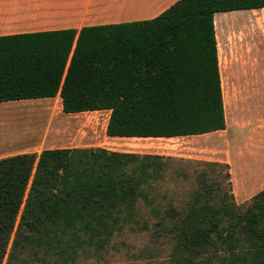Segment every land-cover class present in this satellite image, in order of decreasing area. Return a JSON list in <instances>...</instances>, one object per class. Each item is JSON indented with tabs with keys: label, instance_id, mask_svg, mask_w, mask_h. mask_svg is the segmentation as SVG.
Masks as SVG:
<instances>
[{
	"label": "trees",
	"instance_id": "trees-1",
	"mask_svg": "<svg viewBox=\"0 0 264 264\" xmlns=\"http://www.w3.org/2000/svg\"><path fill=\"white\" fill-rule=\"evenodd\" d=\"M261 7L175 0L148 19L0 35V101L58 94L63 113L109 110L110 137L223 130L213 15ZM160 157L101 147L1 157L0 264H19L32 245L62 256L108 238L148 201ZM222 178L202 172L185 208L159 214L155 231L169 235L177 264H264V187L236 203L227 170Z\"/></svg>",
	"mask_w": 264,
	"mask_h": 264
},
{
	"label": "rangeland",
	"instance_id": "rangeland-1",
	"mask_svg": "<svg viewBox=\"0 0 264 264\" xmlns=\"http://www.w3.org/2000/svg\"><path fill=\"white\" fill-rule=\"evenodd\" d=\"M245 12L216 13L214 18L223 130L169 138H110L104 132L107 110L64 114L55 100L47 115L32 107L31 99L5 102L6 109L0 111V145L101 147L161 156L156 160L159 171L146 185L148 201L138 199L130 216L119 221L108 238L83 242L62 256L32 245V250L23 251L19 264H177L171 238L155 231V222L169 207L187 206L199 174L205 172L223 182L227 170L231 193L237 199H243L237 190L244 184H252L254 193L264 187V82L258 87L244 85L247 79L242 67L248 50L254 48L247 42L250 34L259 33L254 38L264 48V20L256 24ZM250 73L264 78V67L258 65ZM252 176L262 178L248 180Z\"/></svg>",
	"mask_w": 264,
	"mask_h": 264
},
{
	"label": "crops",
	"instance_id": "crops-1",
	"mask_svg": "<svg viewBox=\"0 0 264 264\" xmlns=\"http://www.w3.org/2000/svg\"><path fill=\"white\" fill-rule=\"evenodd\" d=\"M174 1L175 0H0V35L64 28L78 29L81 26L87 25L148 19L157 15ZM242 10L247 11L245 13L248 14V18H251L250 21L255 22L256 24L260 19L264 20V7L240 9L228 12H239ZM215 14L213 15V18H216ZM254 33H256V31ZM254 33L250 34L247 41L254 48L248 50V53L245 55L246 58L242 63V67L245 69L244 75L247 79L244 85L252 83L253 86L258 87L264 82V78H257V76L252 77L250 72L255 70L258 65L264 67V48L261 50V48L258 47L256 43L258 40L254 38ZM256 35L260 37L259 33H256ZM252 56H256V59H250ZM31 100L32 107L45 111V114L47 115L49 114L48 109L51 108L55 100L58 101L57 105L61 110L58 94L54 97L35 98ZM5 102L8 101H0L1 113L6 109L7 104H5ZM107 111L109 113V110ZM51 148L53 147L46 146L38 148L35 144L18 146L0 145V158L20 153H38L42 149ZM260 178L262 177L258 176L257 178H254L252 176L251 178L249 177L248 180ZM251 186L253 187V185L249 183L244 184L240 190H237V195L243 199H234L238 202L247 201L249 197L254 194L253 190L250 189Z\"/></svg>",
	"mask_w": 264,
	"mask_h": 264
}]
</instances>
